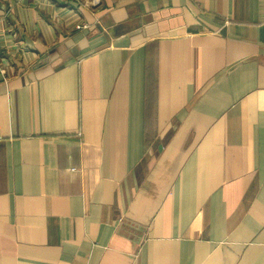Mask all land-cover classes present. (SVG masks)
Returning a JSON list of instances; mask_svg holds the SVG:
<instances>
[{"label": "crops", "instance_id": "crops-1", "mask_svg": "<svg viewBox=\"0 0 264 264\" xmlns=\"http://www.w3.org/2000/svg\"><path fill=\"white\" fill-rule=\"evenodd\" d=\"M0 50V264H264V0H0Z\"/></svg>", "mask_w": 264, "mask_h": 264}, {"label": "built area", "instance_id": "built-area-1", "mask_svg": "<svg viewBox=\"0 0 264 264\" xmlns=\"http://www.w3.org/2000/svg\"><path fill=\"white\" fill-rule=\"evenodd\" d=\"M83 28H87V26L82 25V26H78L77 29H83ZM1 58H2V52L0 50V73L3 75L4 71H3V67H2V63H1Z\"/></svg>", "mask_w": 264, "mask_h": 264}]
</instances>
